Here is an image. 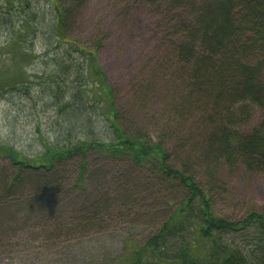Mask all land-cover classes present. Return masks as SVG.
I'll list each match as a JSON object with an SVG mask.
<instances>
[{
  "label": "trees",
  "instance_id": "16d2710c",
  "mask_svg": "<svg viewBox=\"0 0 264 264\" xmlns=\"http://www.w3.org/2000/svg\"><path fill=\"white\" fill-rule=\"evenodd\" d=\"M87 1L45 0L42 7L38 0H0V97L16 93L31 100V135L41 147L28 154L0 139V163L11 165L0 166V255L14 260L17 243L9 239L55 227L47 226V215L37 227L28 223L26 207L39 205L43 196L65 193L63 185L73 173L68 192L76 195L77 211L75 222H64L70 232L63 238L76 230L72 223L84 231L101 216L111 215L115 203L125 209L133 198L124 189L128 185L143 193L164 189L167 198L173 196L169 209L161 212V224L144 243L127 246L129 264H264V213L249 210L231 219L216 214L212 203L221 164L264 174V0H134L165 9L172 35L179 37L143 92L134 95L141 105L139 98H146L153 79L167 78V86L171 82L163 122L150 124L152 132L135 129V122L115 107L95 49L84 50L66 38L67 18ZM39 27L48 50L40 56L53 69L44 71L41 99L34 101L29 75L15 67L19 60L35 56L32 43ZM38 104L42 113H52L47 117L50 129L41 127ZM255 108L260 121L246 130ZM175 120L173 129L168 122ZM191 121L198 140L192 132L178 139ZM176 140L180 152L192 144L190 151L174 155L168 145ZM101 162L115 176L109 183L116 191L113 202L105 191L104 198L91 201L82 196L84 180L98 172ZM139 168L149 172L145 179L138 177L145 185L131 179ZM53 209L52 203L45 211Z\"/></svg>",
  "mask_w": 264,
  "mask_h": 264
},
{
  "label": "rangeland",
  "instance_id": "374dc122",
  "mask_svg": "<svg viewBox=\"0 0 264 264\" xmlns=\"http://www.w3.org/2000/svg\"><path fill=\"white\" fill-rule=\"evenodd\" d=\"M38 4L42 7L46 5L45 0H38ZM178 14L182 16L180 12ZM170 20L171 17L165 9L158 10L134 0H88L77 14L69 16L65 22L66 38L76 41L84 50L95 49L98 65L112 90L114 105L123 111L129 120L135 122V129L152 132L150 124L159 125L163 122L161 120L166 103L170 102L168 86L171 87V82L167 86V78H158L153 79L154 86H149L146 98H139L141 105L135 103V96L143 92L140 90L147 86L149 77L161 65L162 56L171 44L179 40V37L172 35ZM43 31V28H38V36L35 43H32L35 56L31 60L28 57L27 60H19L18 66L15 67V71L21 72L25 69L29 75V91L34 101L41 99L40 83L44 71L53 69V64L45 63V56H40L48 52L44 46L47 42L45 35H42ZM31 37L33 39V35ZM82 60L85 58L82 57ZM31 106V100L16 93L0 97V139L28 154L41 148L37 139L31 135L35 126ZM37 110L42 114L39 117L41 127L50 129L47 117H51V111L48 109L42 113L40 104L37 105ZM165 117L171 118V115L166 113ZM260 117L259 109L255 108L244 126L245 129L251 130L258 124ZM193 119L196 121L195 117ZM176 123L178 120H175V123L168 122V126L175 129ZM190 132L195 135L196 140L199 133L192 128V121L182 132L179 131L178 139H186ZM191 146L192 144L186 146L180 152L177 140L168 145L174 155L180 152V156L188 153ZM91 155L94 158L95 155ZM3 163L1 162L0 166H11ZM96 168L98 175L93 174L90 179L84 180L86 191H82V196H87L85 198L91 201L97 198L96 196L104 198L105 191L110 202H113L116 191L113 187L110 189L109 183L115 176L105 163L101 162ZM118 169L119 167L115 168V174ZM92 170L91 166L87 168L89 174ZM148 173L147 170L139 168L131 179L135 185H145L143 179ZM216 175L218 188L216 186L217 192L212 196L216 214L237 219L249 210L264 213V174L248 172L240 165L229 167L221 164ZM68 177L70 182L63 185L65 193L59 196H54L53 193L43 196L39 205L26 207V212L31 216L27 220L28 223L37 227L41 223L40 218L43 219L47 215V226L55 227H48L46 231L41 229L43 231L40 234L38 230L27 231L25 235L9 239L17 243L12 253L15 258L11 260L1 254L0 264H129L127 255L130 252L127 246L142 244L156 232L162 222L161 212L169 209L167 203L173 198L172 195L167 198L164 189L156 191L152 188L148 193H143L128 185L124 189L127 188L133 198L127 202L125 209L117 208L119 205L115 203L111 215L101 216L99 222L87 229L83 228L86 229L84 231H80L82 227L78 228L77 222L72 223L73 230H76L63 238V235L70 232L69 228H64L68 227L64 222L68 223L71 219L75 222L77 211L76 195L68 192L74 181L73 173H69ZM122 192L117 191V194L122 196ZM133 199L138 202L136 206H133ZM30 201L24 199L26 204ZM52 203L55 209L47 213L45 208Z\"/></svg>",
  "mask_w": 264,
  "mask_h": 264
}]
</instances>
